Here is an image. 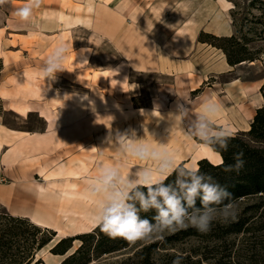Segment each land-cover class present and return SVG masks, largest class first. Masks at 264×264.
I'll return each mask as SVG.
<instances>
[{"label": "rangeland", "instance_id": "obj_1", "mask_svg": "<svg viewBox=\"0 0 264 264\" xmlns=\"http://www.w3.org/2000/svg\"><path fill=\"white\" fill-rule=\"evenodd\" d=\"M90 9L73 7L74 13L79 14ZM116 10L121 12V18H126L120 36L108 43L88 28H81L76 31L75 50L63 60L70 69L66 67L60 78H48V89L56 95L48 96L45 108L59 120L54 128L48 113L44 114L46 129L42 102H32L25 114L19 95L23 80L32 81L31 88L42 91L41 80H37L42 75V62H37L32 70H16L14 66L2 70L0 61V81L13 79V86L8 88L12 90L11 100L0 99V123L15 131L16 136L33 140L26 139L18 153L5 163H1L0 150V264H60L81 243L78 239L68 241L70 247L63 255L51 252L54 244L94 229L90 223L100 211L99 203L97 197L88 198L87 190L99 168L103 164L114 165L129 172L133 166L157 167L154 160L122 153L117 142L109 140L117 132L131 135L134 131L136 143L161 150L160 141L168 132L179 137L177 130L169 131L172 126L177 127V121L185 132L182 129L184 138H176V143L185 149L189 143L193 151L194 146L198 149L206 145L189 135L198 117L195 106L211 97L203 93L195 104L193 98L209 89L217 93L220 88L215 77L222 74L228 73L231 80L242 82L264 80V0H121ZM108 16L111 29L120 25L113 13ZM229 37L232 40L220 41ZM220 46L253 60L229 65ZM12 56V61L21 66V56ZM34 57L42 61V57ZM122 61L124 66L117 69ZM172 62L190 64L193 75L176 76L177 73L173 77V72L170 75L157 70ZM188 65H176V71L187 69ZM74 67L79 72L73 73ZM100 71H105L100 73L102 77ZM89 81L105 85L92 88ZM56 89L62 91L57 95ZM100 91L108 95L104 101ZM154 100L164 101L165 105H160L163 112L151 109ZM178 104L183 105L179 110ZM260 108H264V103ZM34 109L40 110V115ZM73 118L78 121L76 125ZM50 129L53 130L47 132ZM45 132L41 144L34 143L35 136L31 135ZM53 192L70 197L61 203ZM235 204L236 220L214 221L207 233L196 229L188 234H182L184 230L165 233L162 239L128 242L124 248L105 254L94 252L92 242L85 255L68 264H172L177 255L183 256L182 264H264V197L242 198ZM9 217L22 222H13ZM242 217L248 220L240 231L225 233L230 223ZM35 219L46 225H36ZM47 239L46 245L36 249L38 243ZM31 240L33 244H29ZM152 244V250L143 252Z\"/></svg>", "mask_w": 264, "mask_h": 264}, {"label": "crops", "instance_id": "obj_2", "mask_svg": "<svg viewBox=\"0 0 264 264\" xmlns=\"http://www.w3.org/2000/svg\"><path fill=\"white\" fill-rule=\"evenodd\" d=\"M3 1L6 4H3ZM120 1L121 0H109L108 3H105V0H0V61L2 64V70H11L13 66L16 68V70H25L26 67L32 70V67L36 66L37 62H42L43 69L48 57L55 49H57V47L60 46L66 49L64 54L65 59L67 55H70L75 50L74 46L78 43V38L75 37L76 31L80 30L81 28H88L90 33L97 35L99 38L110 43L117 36H120L123 28L125 27L126 18H121V12L116 10V6L119 5ZM116 3L118 4L116 5ZM6 5L8 7H6ZM113 5L115 6V9L111 8ZM73 7H88L91 9L85 14H79L78 12L74 13ZM25 8L28 9V16L27 18H22L19 13ZM111 13H113L115 18L118 17V21L120 22L118 27H114L112 29L109 27V25H107L109 22L108 17H110L108 15H111ZM12 55H16L17 57L21 56L23 60L21 66H17L16 62L12 61ZM34 56L42 57V61H40V58L36 60ZM79 56L80 55L77 54V57ZM32 59L34 60L33 64L31 63ZM124 63L125 62L123 61L120 62V64L118 63L117 65H119V67L116 68L120 69V67L124 66ZM183 64L188 65L186 63L180 64L172 62L166 67H157V70L161 73L170 75L173 72V77H175L177 73L179 75L176 76H180L181 74L185 73L193 75L190 64L188 65L189 68L182 70L179 69L176 71V65L181 66ZM66 67V65L62 64V71L57 72L60 74L59 76L55 77L60 78V75L66 71ZM67 68L70 69L69 67ZM77 68L78 67L71 68V71H73V73H77L79 72V69ZM104 72L105 71H100L99 74ZM100 75L102 77V74ZM229 76L230 75H228V73L216 76L215 80H217V84L219 82L220 88L218 92L216 93L215 91L209 89L193 98L192 103L195 104L196 99H198V97H200L203 93H208L211 97L210 101L202 102L196 105V114L198 116L201 115L203 107L206 103L215 105L218 108V111H216L215 115L212 117L213 124L217 128L227 127L234 135L239 132H246L249 129V125L253 116L255 115L256 110L261 107L262 103H264V98H262L260 95V88L262 85H264V80L259 79L254 82H242L238 79L231 80ZM40 77L41 78H37V80H41L40 82L42 85V91L32 89L31 87L34 85L32 84V81L23 80L21 83L23 86L22 94L19 95H21L20 97L23 98L22 104L24 106L25 114L28 113L29 105H31L32 102L36 104H41L42 102V118L46 123V129L47 120L45 119L44 114L48 113H50L52 116L54 128L56 122L58 121L57 124L59 123V120L55 118L56 115L54 116V114L51 113L52 110L48 112V108L45 107L49 101L48 96H52L53 98L56 94H53L54 92H51L50 89H48L49 81L48 78L45 77L43 71ZM9 78H4L2 81H0V99L6 101L11 100L10 95L12 90H9L8 88L13 86L10 82L13 79L10 80ZM91 78L92 75H90V79ZM110 79H106V81ZM194 79L196 80V78ZM61 80L64 82L65 79L62 77ZM201 81L202 79L200 76V81L198 83L200 84ZM101 84L105 85V83L100 81L96 83L89 81V87L92 88H99ZM60 91L62 90L56 89L55 93L58 95ZM99 93L103 101L105 98H108V95L106 97L102 91ZM152 101L151 109L154 112H163V109H161L162 106L160 105H163L164 101L161 100V103L159 100H156L159 102L154 100L155 102L153 103ZM32 111L39 113L40 115V110L34 109ZM75 120V118L72 119L73 125L78 123V121ZM175 124H177V127L172 126L169 128V131L177 130V135L179 137L176 138L183 139V128L177 121ZM52 130L53 129L47 130V132ZM47 132H45L43 135L42 133L31 135L35 136L32 137L34 139V143L41 144L42 137H44ZM15 133V131L6 129L0 123V150H2L1 163H5L4 160L7 161L10 157L15 156L24 141H33L28 139L25 135L16 136ZM168 133L169 134L163 137L161 140L162 142L160 141L159 149H161V151L167 150L168 152L174 153L178 164L195 165L197 167V162L201 159H206L212 164H218L217 153L212 151L209 146L201 145V147L198 149H196L194 146V149H192L193 151H191L192 146L189 143H187L189 147L186 145L187 149H185L183 146L176 143L178 140L172 137L170 132ZM181 149L184 151L179 152Z\"/></svg>", "mask_w": 264, "mask_h": 264}, {"label": "clouds", "instance_id": "obj_3", "mask_svg": "<svg viewBox=\"0 0 264 264\" xmlns=\"http://www.w3.org/2000/svg\"><path fill=\"white\" fill-rule=\"evenodd\" d=\"M19 15L27 18L28 9ZM66 49L57 47L42 69L46 78H55L62 71ZM54 77V78H53ZM183 105L178 104L177 109ZM218 108L206 103L200 116L193 123L189 135L209 145L217 153L218 165H224L222 153L227 151L233 134L227 127L217 128L212 121ZM136 133L117 132L109 140H115L122 153L139 159L157 162L155 169L136 167L135 178L121 176L114 165H102L91 181L92 194L108 192L100 205L93 228H99L112 239L122 238L130 244L137 241L162 239L165 233H175L195 228L201 233L211 230L213 222L228 223L237 218V206L226 187L213 177L200 171L195 165L178 164L175 154L158 150L147 144L136 143ZM243 153L235 157L236 164L224 166L228 172L243 167ZM175 175V179L167 182ZM97 186L99 188L97 189ZM199 202V203H197ZM154 212L151 219L141 213ZM183 256L177 255L172 264H182Z\"/></svg>", "mask_w": 264, "mask_h": 264}, {"label": "trees", "instance_id": "obj_4", "mask_svg": "<svg viewBox=\"0 0 264 264\" xmlns=\"http://www.w3.org/2000/svg\"><path fill=\"white\" fill-rule=\"evenodd\" d=\"M217 39V38H215ZM232 40L229 38H220L221 42H228ZM226 52V58L229 65H234L245 60H253L251 57H243L235 54L232 50H228L225 46H220ZM260 92L262 98H264V85L261 86ZM211 147V146H210ZM213 150V148L211 147ZM222 153L224 165L217 166L210 164L207 160L201 159L197 162V167L201 172L211 175L215 182L221 186L227 188L232 194V200L234 202L253 196L264 197V108H258L252 121L249 125V129L246 132H239L233 135V138L229 142L227 151L219 149ZM215 152V151H214ZM243 153L241 159L243 160V167L236 171H224V166L235 165L236 155ZM175 179V175L168 178L167 182H171ZM199 203V202H197ZM154 212L141 213L142 217L151 219ZM9 220L13 222H22L19 218L9 217ZM248 219L242 217L234 223H230L225 231H240L243 226V222ZM251 225V224H250ZM38 230V228H35ZM195 230V228H189L182 231V234H188ZM248 230V228L246 229ZM39 231V230H38ZM74 239L80 240L79 247L65 258L60 264H68L78 257L85 255L88 252L89 244L93 242V251L97 254L110 253L126 246L128 241L122 238L112 239L106 236L99 228H94L91 232L77 235L76 238L68 237L58 240L51 248V252L55 255H63L70 247L67 243ZM47 241H41L36 245V249H41L47 244ZM34 240L29 241V244H33ZM64 246V247H63ZM155 244L149 245L143 248V252L147 253L154 248ZM39 261L33 264H38Z\"/></svg>", "mask_w": 264, "mask_h": 264}, {"label": "bare ground", "instance_id": "obj_5", "mask_svg": "<svg viewBox=\"0 0 264 264\" xmlns=\"http://www.w3.org/2000/svg\"><path fill=\"white\" fill-rule=\"evenodd\" d=\"M223 118V117H222ZM222 120V119H221ZM136 167L135 166H133V169H132V171H125V170H123L122 168H120L119 167V169H120V175L121 176H125V177H127V176H129V173L130 172H132L131 174V178L133 177V175L135 174V171H136V169H135ZM83 175V174H82ZM99 187H97V189H98ZM88 192H87V194H88V198H90V199H93V198H96L97 197V200H98V207H99V209H100V200H103L104 199V197L106 196V195H104L103 194V192H101V194L100 195H96V194H92L91 193V191H96V189H90V187H89V189L87 190ZM53 194H55V195H57L58 196V194L57 193H55V192H53ZM59 198H60V201H61V203H63V202H67L68 201V199H69V195L67 194V193H63V194H59V196H58ZM101 198V199H100ZM95 220V219H94ZM34 221V223L36 224V225H46V223H44V222H42L41 220H37V219H35V220H33ZM93 223H94V221L93 222H91L90 224L93 226Z\"/></svg>", "mask_w": 264, "mask_h": 264}]
</instances>
